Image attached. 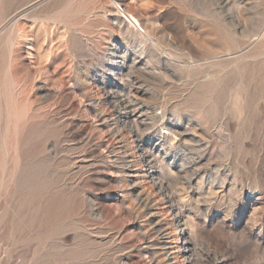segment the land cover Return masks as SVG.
<instances>
[{
    "label": "rangeland",
    "instance_id": "obj_1",
    "mask_svg": "<svg viewBox=\"0 0 264 264\" xmlns=\"http://www.w3.org/2000/svg\"><path fill=\"white\" fill-rule=\"evenodd\" d=\"M0 264H264V0H0Z\"/></svg>",
    "mask_w": 264,
    "mask_h": 264
},
{
    "label": "bare ground",
    "instance_id": "obj_2",
    "mask_svg": "<svg viewBox=\"0 0 264 264\" xmlns=\"http://www.w3.org/2000/svg\"><path fill=\"white\" fill-rule=\"evenodd\" d=\"M4 3L6 4V6H10L11 7V5H12V3H13V0H4ZM5 6V5H4ZM5 13V12H4ZM129 18V17H128ZM130 19V18H129ZM128 19V20H129ZM131 20L133 21V22H136L137 23V21L133 18V17H131ZM131 20H130V23H131ZM17 102V101H16ZM16 107V106H15ZM172 204V203H171ZM170 211V210H169ZM183 239H181V241H182ZM177 241H180V238H177ZM178 243V242H177ZM183 243V242H182ZM181 243V245L180 246H177V249H178V251H182V244ZM185 244V243H184Z\"/></svg>",
    "mask_w": 264,
    "mask_h": 264
}]
</instances>
